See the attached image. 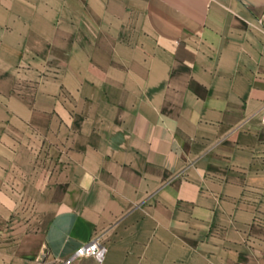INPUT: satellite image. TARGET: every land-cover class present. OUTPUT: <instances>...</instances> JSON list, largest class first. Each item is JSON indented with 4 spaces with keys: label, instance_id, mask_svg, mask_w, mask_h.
I'll return each instance as SVG.
<instances>
[{
    "label": "crops",
    "instance_id": "obj_1",
    "mask_svg": "<svg viewBox=\"0 0 264 264\" xmlns=\"http://www.w3.org/2000/svg\"><path fill=\"white\" fill-rule=\"evenodd\" d=\"M129 1L0 0V264H264V0Z\"/></svg>",
    "mask_w": 264,
    "mask_h": 264
},
{
    "label": "rangeland",
    "instance_id": "obj_2",
    "mask_svg": "<svg viewBox=\"0 0 264 264\" xmlns=\"http://www.w3.org/2000/svg\"><path fill=\"white\" fill-rule=\"evenodd\" d=\"M130 4H131V6L129 7L128 5H130ZM139 9H140V7L138 6V3L136 1L131 2V1L127 0V13L116 14L117 18L127 21V29H125V30L124 29H120L119 30L122 36H124L123 35L124 31H126V33H127V38L138 36V33L141 30H139V28H136L137 25L135 26V24L137 22L143 20L142 13L140 12ZM106 16H107V14H106ZM24 21H26V20H24ZM101 31L108 32V30H105V29H102ZM109 31H113V30H109ZM28 64H30V62L24 60V61H21V64L19 65V67L21 69L30 67ZM29 79H30V81L34 80L36 82H38L40 80L37 77L32 79V80H31V78H29ZM244 239H245V243H248V242L251 243L252 242L251 241L252 240L251 237L245 236Z\"/></svg>",
    "mask_w": 264,
    "mask_h": 264
},
{
    "label": "built area",
    "instance_id": "obj_3",
    "mask_svg": "<svg viewBox=\"0 0 264 264\" xmlns=\"http://www.w3.org/2000/svg\"><path fill=\"white\" fill-rule=\"evenodd\" d=\"M264 121V106L261 113ZM108 251V246L105 241L97 236H91L87 240L80 243L74 251L75 256H92L98 262H101Z\"/></svg>",
    "mask_w": 264,
    "mask_h": 264
}]
</instances>
